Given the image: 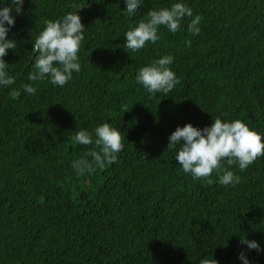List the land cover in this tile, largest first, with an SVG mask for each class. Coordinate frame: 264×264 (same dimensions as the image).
Instances as JSON below:
<instances>
[{"label": "trees", "instance_id": "16d2710c", "mask_svg": "<svg viewBox=\"0 0 264 264\" xmlns=\"http://www.w3.org/2000/svg\"><path fill=\"white\" fill-rule=\"evenodd\" d=\"M173 3L201 17L200 34L185 17L176 33L161 26L156 44L126 52L125 32ZM74 5L86 28L81 71L64 87L30 81V33ZM23 8L9 32L17 48L4 57L16 82L0 86V264H199L205 256L243 264L241 251L264 264V252L241 244L264 249V156L244 171L225 162L240 182L223 186L215 172L211 185L184 173L166 150L178 126L202 129L217 116L240 119L264 142V0H141L132 16L125 0H25ZM164 55L180 83L150 98L136 75ZM105 122L123 150L78 176L72 161L94 145L70 137Z\"/></svg>", "mask_w": 264, "mask_h": 264}, {"label": "clouds", "instance_id": "9594fccd", "mask_svg": "<svg viewBox=\"0 0 264 264\" xmlns=\"http://www.w3.org/2000/svg\"><path fill=\"white\" fill-rule=\"evenodd\" d=\"M24 3L25 0H11V6H0V86H11L16 82L15 77L7 71L8 64L4 57L9 50L17 48V42L9 38V32L16 24V16L24 14ZM125 4V14L132 16L140 7L141 0H125ZM74 7L78 11H70L55 21L46 20L43 30L30 33L31 53L35 57L32 63L33 71L28 73L30 81L48 80L53 86L64 87L72 79L74 72L81 71L78 53L85 39L86 28L79 15L83 7ZM185 17H193L192 9L185 3H173L170 7L149 10L138 25L131 26L125 32L124 50L137 52L148 43L156 44L160 39L158 31L161 26L174 34L180 30ZM200 23L201 17L196 15L188 24V32L199 35ZM185 43L191 47L190 40ZM173 59L171 55H164L138 70L136 82L143 86L150 98H155L157 93L167 96L180 83L170 67ZM22 87L29 95L37 91L32 84H24ZM10 95L16 99L21 93L13 89ZM70 139L74 144L94 145L84 157L72 161V168L78 176L94 173L98 168L103 169L106 164L116 162L118 154L123 150L121 133L108 122L96 126L92 132L76 131ZM168 141L166 150L176 151L175 160L183 172L196 180L205 181L208 185L213 184L211 177L215 172L220 185L235 186L240 182V177L228 170L225 162L228 166L238 165L239 169L244 171L257 158L264 156L261 134L250 129L240 119L225 121L219 116L213 117V123L202 129L187 123L178 126L168 137ZM241 244L246 245L249 251L264 252L255 240L241 237ZM238 259L243 264H250L244 251L239 253ZM199 264H219V261L205 256Z\"/></svg>", "mask_w": 264, "mask_h": 264}]
</instances>
